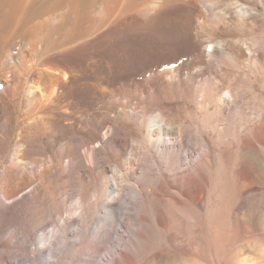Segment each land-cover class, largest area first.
Listing matches in <instances>:
<instances>
[{"label":"bare ground","instance_id":"obj_1","mask_svg":"<svg viewBox=\"0 0 264 264\" xmlns=\"http://www.w3.org/2000/svg\"><path fill=\"white\" fill-rule=\"evenodd\" d=\"M254 1L255 7L242 0H0V264H20L1 239L16 230L24 235V222L45 216L54 182L72 187L65 195L77 198L76 210L64 211L68 218L53 229L41 224L42 253L51 251L55 238L63 248L75 247L67 264H102L97 255L110 247L114 255L102 259L103 264H167L170 257L180 260L189 241L198 251L194 241L201 221L195 208L211 211L214 221L218 210L229 205L231 193L227 182L221 185L225 206L206 202L213 160L205 134L213 133L224 153H234L236 165L253 161L237 179L242 198L236 207L246 206L250 195L264 196V100L259 102L251 90L222 84L229 72L250 84L259 78L264 82V0ZM48 19L73 29L72 48L96 49L94 55L106 67L102 77H94L103 86L90 85L88 108L72 96L75 83L87 84L80 81L84 74L79 68L60 65L52 57L31 66L37 58L33 52L45 44L41 37ZM80 23L87 24L86 32H78ZM165 27L180 37L175 57L154 59L136 50L133 59L142 67L141 81L130 76L114 84L106 77L111 57L105 47L112 35L121 28ZM227 31L249 32L252 38H229L223 34ZM177 101L195 109L194 115L189 113L191 122L173 115L169 104ZM14 103L26 124L13 140ZM129 122L143 129L142 140H129ZM256 167L261 174L250 177ZM125 172L145 186L146 195L124 180ZM146 197L157 226L166 233L152 250L146 246L151 225ZM130 204L139 211L126 250L111 239L129 226L122 217ZM62 209L57 206L56 211L62 215ZM94 218V236L87 240ZM73 237L77 239L68 242ZM50 256L55 257L53 252Z\"/></svg>","mask_w":264,"mask_h":264},{"label":"rangeland","instance_id":"obj_2","mask_svg":"<svg viewBox=\"0 0 264 264\" xmlns=\"http://www.w3.org/2000/svg\"><path fill=\"white\" fill-rule=\"evenodd\" d=\"M242 2L247 6L250 5L255 7L257 5L254 0H242ZM261 17L264 21V12L262 13ZM52 20L50 19L48 21V30L46 31V34L44 33V35L41 37L45 44L42 45L43 47L39 46L40 49L38 48V50H36L38 53L36 51L33 52V55H35L37 58L35 59V61L32 60L34 63L30 62L31 66H35L36 63H41V61H44L46 57H52L55 61L57 60L56 62L60 65H66V67L74 66V68L76 69L79 68L77 70H80V72H82L85 76H82L80 81L84 83L87 82V84H83L84 86H78L75 83L72 88V96L76 94L75 101L77 100V103L81 102L80 104L83 107L85 106L88 108V106H91L90 104H92L90 85L96 83V78H94L96 77L95 75L102 77V72L106 70V67L101 62H99V58L94 55V51L96 49L92 50L93 52L88 48L73 49L75 47L74 45H71V43H73L71 41L74 39V31H72L73 29L69 30L66 27L60 28L61 26H58L59 23H57L55 20ZM85 26H87V24L81 25L80 23V25H78V32L79 30L80 32H86ZM82 27H85V29H83ZM160 29L161 28L142 30L139 28H121L122 31L120 30L119 33L112 35L108 41V46L105 47V49H108V51L110 52L109 54L111 57L110 71L106 75V77L109 78L110 81H113L114 84H118L120 80H127L130 76H133L137 82H139L140 79L142 80V76H139L140 74H143L142 67L133 59V55H135L136 50L151 53V56L154 59L162 57L170 59L173 56L175 57L181 49V45H179V42L181 41L180 37H178L176 32H174L171 28L165 27L164 30L163 28L161 30ZM223 34L224 36H227L229 38H237L241 36L245 39L252 38V35L249 32L240 33L236 31H227ZM70 39L71 41H69ZM18 48L21 49L22 46L20 45ZM29 48L30 47L27 46V48H25L26 51H29ZM39 53L42 55V57L41 55L39 56ZM93 64L96 67H94L93 69V71L95 72L94 75H92L93 72L91 70L93 68L92 66H94ZM233 75L235 74L229 72L225 75L224 78H222L224 79L222 81V84L225 88L232 87L233 89L244 88L248 91L251 90L255 96H258L260 98V100L258 99L259 102L264 100V82L262 78H259L254 84H250L245 79ZM103 78H105V76ZM96 84H100L101 86H103L102 82L100 81ZM81 87H85L86 89H82ZM2 90L3 86L0 88V91ZM75 91L77 92L75 93ZM78 91H80L81 93ZM82 94L87 95L83 96ZM75 97L73 96V98ZM77 97L79 100L77 99ZM169 108L172 111L173 115L177 118V120L182 122H191L190 114H195V109L192 106H187L182 101H177L169 104ZM11 110L14 112L11 134V137L14 140L25 128L26 120L21 112L18 103L12 104ZM198 116L199 115H197V117ZM126 125L130 128L131 132L129 140H132L134 138L142 140L143 129H140L139 127H137V125L135 126L133 122H129ZM205 138L212 153L213 171L210 176L209 186L205 190V192H207L204 197L207 203L212 202L213 204L217 203L218 206H225V204L227 203L222 200L223 197L221 193V185H225L227 182H229L228 187H231V193L228 199V201L230 200L229 205L223 207L222 211L220 209L218 210L220 211V215L218 217L216 216L214 221H211L209 219V213L211 211L209 212L208 209L206 211V209L198 210L195 208L201 221L200 226H196L198 232L196 233V240L194 241V244L199 247L198 251H194L193 246L189 241L190 247L182 252L180 260H177L174 257H170L169 259H167L166 263L264 264V196L262 198H259L257 196H254V194L252 193L253 195H250V197H248V203L246 206L241 208L236 207L237 202L242 198L240 190L238 189L237 179H240V173H243L247 166H252L253 161H251V163L249 164L247 163L248 165L244 164V166L240 162V165L237 164L239 166L238 167L234 162V160L236 159V155L232 152L224 153V148L219 147L218 138L213 133L205 134ZM222 161H225V163H222ZM111 164L114 165L115 162L112 161ZM262 165L264 166V159H262ZM232 168H235V171H233ZM256 168L252 171L250 177H254L256 175L258 176L261 174V170L259 169V167ZM92 174L95 175L94 172H92ZM123 178L129 184L138 186V189H140V191L145 194V186L142 184H136L135 182L131 181L129 175L126 172L124 173ZM262 182L264 183V176H262ZM59 183L54 182L49 186L51 200L48 205L50 209L45 214V216L41 220H30L26 221L27 223L24 222L25 224L23 227L26 226L24 228L25 236L19 233L20 231L18 232V230H16L15 235L9 233L3 236L1 239L3 246H10L8 248L9 251L17 253L20 264H43V262L47 260L51 264H67L69 262V258L72 255L75 247L69 245V247L63 248V246L60 245V238L54 239L53 245L50 247V252L42 253L38 250V247L40 246L38 235L42 227L41 224L43 222H47V229H53L56 223H62L63 220L68 218V213H65L64 211L70 210L75 212L76 210L75 201L77 200V198L73 196L66 198L65 195V192H70L72 190V187L70 185H67V187H62ZM99 185L101 192H103V185L101 183ZM29 191L30 190H28L27 192ZM90 194L92 193L90 192ZM148 200L149 199H147L146 197V205L149 208L151 225L146 230L148 236L146 246L148 247V250H152L159 248V246L165 241L166 233L164 232L165 228L157 226L153 208L151 207L152 204L150 203L151 201L149 200V202ZM63 203L64 205H62ZM190 203H193L192 200H190ZM57 206L63 208L62 215L56 211ZM138 208L139 207H136V205L134 204L127 205V216L122 217V220H124V222L126 221L125 223H128L129 228H120L121 230L119 229V231L111 239V243H114L117 248H125L126 250H129L130 246L128 239H130L132 235L131 232H133V229L135 228V214H137V212L139 211ZM74 219H76V215H74ZM208 220L209 225L207 223ZM95 223L96 218L89 222V229L86 231L87 240H90L91 237L94 236L93 228L95 227ZM244 224L249 227L243 228ZM75 238L77 239V237L69 238L68 242L75 241ZM182 242H186L185 238H183ZM33 244H35V246ZM113 249V247H110L109 249L100 253L101 255L98 254L97 257L101 256L100 258H97L98 262L102 264L105 263L102 259L113 256ZM51 252L54 253L55 257L51 258ZM140 257L144 258L145 255L140 254Z\"/></svg>","mask_w":264,"mask_h":264}]
</instances>
